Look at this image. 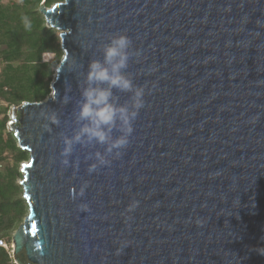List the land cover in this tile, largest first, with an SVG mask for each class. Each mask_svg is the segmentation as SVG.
Returning <instances> with one entry per match:
<instances>
[{"label":"water","instance_id":"1","mask_svg":"<svg viewBox=\"0 0 264 264\" xmlns=\"http://www.w3.org/2000/svg\"><path fill=\"white\" fill-rule=\"evenodd\" d=\"M40 12L63 56L48 98L9 112L29 154L14 263L264 264V0H63ZM116 33L138 53L127 71L145 105L110 166L89 174L103 147L77 145L65 168L82 72ZM53 111L61 122L45 131Z\"/></svg>","mask_w":264,"mask_h":264},{"label":"trees","instance_id":"2","mask_svg":"<svg viewBox=\"0 0 264 264\" xmlns=\"http://www.w3.org/2000/svg\"><path fill=\"white\" fill-rule=\"evenodd\" d=\"M62 1L0 0V240L8 243L28 213L18 181L20 165L29 159L7 130L8 113L24 102H42L51 93L53 68L63 52L56 30L47 26L40 7ZM22 17L31 21L30 30L24 28ZM46 54L53 59L44 61ZM0 264H15L2 247Z\"/></svg>","mask_w":264,"mask_h":264},{"label":"clouds","instance_id":"3","mask_svg":"<svg viewBox=\"0 0 264 264\" xmlns=\"http://www.w3.org/2000/svg\"><path fill=\"white\" fill-rule=\"evenodd\" d=\"M22 23L26 30L31 29V21L27 17H22ZM131 49L129 36L112 34L100 46L101 57L91 58L87 69L82 72L79 99L73 110L76 127L71 135L61 137L60 163L65 168L74 166L70 158L77 145L103 147V152L96 150L87 157L92 161L87 166V172L92 174L100 167L110 166L111 158H118L129 144L133 123L145 105L144 88L135 85L127 71L131 57L138 55ZM118 93L128 94V100L121 103ZM71 99L65 95L62 102L67 104ZM45 119L48 121L45 131H51L50 125L59 126L61 122L55 111L46 115ZM86 187L85 184L80 188V196L84 195ZM81 210L87 211V205H81ZM260 252L264 254V250Z\"/></svg>","mask_w":264,"mask_h":264},{"label":"rangeland","instance_id":"4","mask_svg":"<svg viewBox=\"0 0 264 264\" xmlns=\"http://www.w3.org/2000/svg\"><path fill=\"white\" fill-rule=\"evenodd\" d=\"M5 1H8V0H5ZM59 33H60V31L59 30H56V34H57V36L59 35ZM60 41V40H59ZM60 43V42H59ZM53 59V55H50V54H46V55H44V57H43V60L44 61H51ZM57 68V67H56ZM55 68V69H56ZM55 69L53 68V77H54V74H55ZM52 77V78H53ZM8 115H9V113H8ZM9 121H10V117H9ZM8 130V129H7ZM27 162V161H26ZM21 169V165H20V168H19V170ZM22 174V173H21ZM22 179V178H21ZM21 179L18 181V182H20L21 181ZM28 214V213H27Z\"/></svg>","mask_w":264,"mask_h":264},{"label":"built area","instance_id":"5","mask_svg":"<svg viewBox=\"0 0 264 264\" xmlns=\"http://www.w3.org/2000/svg\"><path fill=\"white\" fill-rule=\"evenodd\" d=\"M0 247L4 248L10 255H12V247H13L12 243H8L4 240H0Z\"/></svg>","mask_w":264,"mask_h":264}]
</instances>
